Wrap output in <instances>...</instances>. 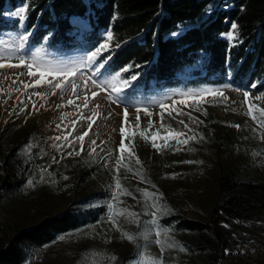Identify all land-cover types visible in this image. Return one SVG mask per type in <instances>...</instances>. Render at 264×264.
I'll return each mask as SVG.
<instances>
[{
  "label": "rangeland",
  "instance_id": "374dc122",
  "mask_svg": "<svg viewBox=\"0 0 264 264\" xmlns=\"http://www.w3.org/2000/svg\"><path fill=\"white\" fill-rule=\"evenodd\" d=\"M16 15L19 30L0 32V164L9 162L0 167V189L19 181L21 192L0 191V226L12 236L83 196L97 206L111 193L101 222L60 237L26 264L200 261L183 245L197 238L160 219L175 211L207 219L220 173L236 166L248 164L245 178L264 180V92L229 78L129 97L137 77L110 73L111 58L103 62L111 33L102 30L94 50L32 46L26 9ZM72 21L85 34L93 30L88 17ZM229 233L237 248L222 264H264L263 216L231 221Z\"/></svg>",
  "mask_w": 264,
  "mask_h": 264
},
{
  "label": "trees",
  "instance_id": "16d2710c",
  "mask_svg": "<svg viewBox=\"0 0 264 264\" xmlns=\"http://www.w3.org/2000/svg\"><path fill=\"white\" fill-rule=\"evenodd\" d=\"M23 8L32 46L94 50L104 40L101 31L111 33L112 50L103 62L111 58L110 73L128 69L130 77H137L129 97L182 85H218L229 78L238 87L256 85L264 92V0H0V32L19 30L22 19L16 13ZM78 17L89 18L92 32L85 34L73 24ZM8 165L6 160L0 167ZM248 167L220 173L218 198L207 219L178 211L160 219L161 226L197 238L183 243L200 260L189 264H222L237 248L229 233L231 221L264 218V180L245 178ZM20 183L5 181L0 191L16 197ZM110 197L103 193L98 198L105 203L90 206L92 196H83L61 214L12 236L0 226V264H26L60 237L98 224L109 213Z\"/></svg>",
  "mask_w": 264,
  "mask_h": 264
},
{
  "label": "water",
  "instance_id": "95a60500",
  "mask_svg": "<svg viewBox=\"0 0 264 264\" xmlns=\"http://www.w3.org/2000/svg\"><path fill=\"white\" fill-rule=\"evenodd\" d=\"M125 45V43L122 45V46H124ZM109 63V62H108Z\"/></svg>",
  "mask_w": 264,
  "mask_h": 264
}]
</instances>
